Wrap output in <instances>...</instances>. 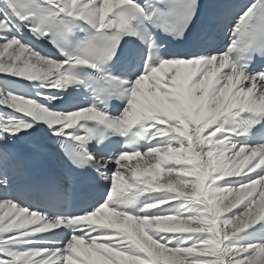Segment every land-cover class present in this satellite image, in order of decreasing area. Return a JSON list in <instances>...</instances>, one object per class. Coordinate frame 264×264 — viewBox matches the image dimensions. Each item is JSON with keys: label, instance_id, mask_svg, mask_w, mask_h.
Instances as JSON below:
<instances>
[{"label": "snow or ice", "instance_id": "6c2138e0", "mask_svg": "<svg viewBox=\"0 0 264 264\" xmlns=\"http://www.w3.org/2000/svg\"><path fill=\"white\" fill-rule=\"evenodd\" d=\"M0 106V264H264V0H0Z\"/></svg>", "mask_w": 264, "mask_h": 264}, {"label": "bare ground", "instance_id": "6f19581e", "mask_svg": "<svg viewBox=\"0 0 264 264\" xmlns=\"http://www.w3.org/2000/svg\"><path fill=\"white\" fill-rule=\"evenodd\" d=\"M130 175V174H129ZM5 211H7V209H5ZM235 211V210H234Z\"/></svg>", "mask_w": 264, "mask_h": 264}]
</instances>
